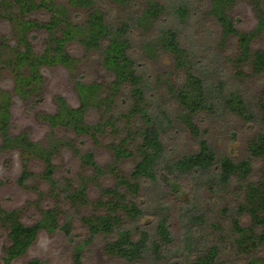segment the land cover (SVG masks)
I'll use <instances>...</instances> for the list:
<instances>
[{"label":"trees","instance_id":"1","mask_svg":"<svg viewBox=\"0 0 264 264\" xmlns=\"http://www.w3.org/2000/svg\"><path fill=\"white\" fill-rule=\"evenodd\" d=\"M3 1L16 6L19 15V49L13 63L16 90L23 98L38 93L31 101L32 106H38L44 100V95L38 92V85L42 83V66H70L74 62L69 43L80 36V27L69 21L66 27L55 34L52 29L61 26L63 20L60 17L53 16L44 27L38 21L24 17L41 6H49V0ZM95 1L102 2L73 0L72 3L88 5ZM117 1L130 3L132 0ZM194 1H151L143 13L137 16L133 14L118 24H108L105 16L96 12L85 26L86 40L82 39V42L87 47L94 46L101 51L104 64L116 77L113 91L127 89L134 102L125 116L140 114L145 124L136 125L133 134L137 142L130 141L127 144L129 148L126 143L133 137H126L118 146H114L118 157L131 158L135 151L137 159L130 174L120 176L116 187L108 190L113 194L112 203L109 204L111 213L84 217L90 235L84 243L76 246L78 259L82 249L103 233L108 235L106 249L111 255L136 264L143 259L148 260L147 264H220L222 254L226 256V262L222 264H238L233 251L237 255L247 254L249 264H263L256 254L264 247V171L258 176L254 168L256 163L264 161V97L254 98L247 90L236 87L235 81L226 76L224 81L216 82L212 63L207 62V59L202 61L194 49L184 46L178 24L191 26L199 9ZM232 1L215 0L211 12L217 17L225 34L239 37L243 61L251 58L247 64L251 63L256 72H264V51H253L250 47L252 32H243L237 21L226 13L225 8ZM253 3L263 12L258 24V28H263L264 0H253ZM174 20L177 28L172 26ZM146 23L159 32L154 45L157 46L161 41L162 48L176 55L177 66L183 68L186 74L184 87L171 92L173 97L167 102L161 100L151 76L143 68L139 57L133 54L136 27ZM43 28L51 32L50 42L36 54L33 41L39 38ZM77 86L82 95V105L73 108L60 97L59 112L46 116V120L52 126H73L77 132L85 134L92 129H99L98 125L87 126L84 122L86 101L96 94L98 85L77 80ZM4 93L3 100H0V133L3 137L0 154L3 150L19 148L29 154L42 156L40 158L46 163L43 177L50 185L57 186L52 162L55 148L45 149L40 142L31 140L25 133L15 136L10 134L11 97L9 93ZM122 100L127 101L126 98ZM177 101L181 105L179 112L173 109ZM204 110L228 123L237 116L249 128L257 130L245 157L236 159L227 153L217 152L206 137L208 131L201 130L199 122L194 120V116ZM182 125H186L196 138L198 150L194 153L178 155L171 147V142L180 137ZM84 157L89 163L96 164L94 152L89 151ZM31 178L32 172L25 168L19 183H29ZM234 185L238 191L235 195L241 200L224 208L227 231L231 233L230 242L210 244L208 254L201 256L196 242L202 243L201 224L206 222V218L198 211L197 193L202 187H207L215 195L230 193ZM141 186L145 188V196L149 200L141 202L142 205L129 196L134 193L137 198ZM79 192L63 193L73 202L79 203L85 191ZM155 204L159 212L150 213L149 210ZM58 214L57 209L45 210L40 219L28 224L22 221L19 209L7 210L0 206V228L7 232L9 238L1 256L3 264H14L29 250L43 228L50 231L62 229L66 236H71V219L61 224ZM149 214L153 219L146 221ZM26 264H42V260L35 257Z\"/></svg>","mask_w":264,"mask_h":264},{"label":"rangeland","instance_id":"2","mask_svg":"<svg viewBox=\"0 0 264 264\" xmlns=\"http://www.w3.org/2000/svg\"><path fill=\"white\" fill-rule=\"evenodd\" d=\"M72 1L49 0V6H41L28 16H24L38 21L43 27L53 16L60 17L63 20L61 26L52 29V33L55 34L66 27V22L69 21L72 25L79 24L80 27V36L69 43L74 62L70 66L62 64L42 66V83L38 85V92L44 95V100L38 106H32L31 101L38 93L23 98L16 90L13 63L16 51L19 49L18 10L16 6L0 0V65L2 66L0 100H3L4 92L9 93L13 135L25 133L33 141L40 142L45 149L55 148L52 162L58 183V187L52 186L43 177L46 163L40 158L42 156L29 154L19 148L6 150L0 157V177L4 180V184L0 187V206L5 209H19L22 221L28 224L40 219L43 211L57 209L60 223L63 224L71 219L73 227L69 237L62 229L55 231L41 229L29 250L15 260L14 264H26L35 257L40 258L42 264H136L111 255L106 249L108 235L103 233L98 234L90 244H87L82 249L80 258H77L76 246L84 243L90 235L84 217L111 213L109 210L112 208L109 204L112 203L113 194L108 190L116 187L120 176L130 174L137 159L135 151L131 158L118 157L114 146H118L126 137H133L127 141L126 146L130 141L137 142L133 134L136 125L145 124L140 114L125 116L134 104L129 91L127 89H122L120 92L113 91V81L116 77L104 64L101 51L94 46L87 47L82 39L86 40L85 26L96 12L105 16L108 24H118L122 19L129 18L133 14L137 16L143 13L151 1L161 3L164 0H132L130 3L102 0L88 5H78ZM214 1L195 0L199 9L191 26L178 24L184 46L194 49L196 56L198 55L202 61L205 62L207 59V62L212 63L211 69L216 82L224 81L225 76L232 78L237 84L236 87L247 90L254 98H263L264 72H256L251 63L247 64L251 62V58L246 62L243 61V48L239 37L225 34L217 17L211 12ZM225 10L231 19L237 21L238 27L243 32H252L251 49L264 51V27L258 28L259 16L263 12L253 0H233ZM175 23L174 20L172 26H176ZM41 33L39 38L33 41L36 54L50 42L51 32L43 28ZM158 36L159 32L150 24L137 26L133 40L135 44L133 54L139 57L143 68L151 76L161 100L167 102L173 97L171 92L184 87L186 74L183 68L177 66L176 55L162 48L161 41L157 46L154 45ZM188 36L190 39H187ZM77 80L98 85L95 89L96 94L86 101L84 122L87 126L98 125L99 129H92L90 133L85 134L77 132L73 126L63 124L52 126L46 120V116L59 112L60 97L73 108L82 105V95ZM124 98L127 101L123 102ZM173 109L175 112L181 110L178 101L173 105ZM194 117L195 122H199L201 130L208 131L206 137L217 152L227 153L236 159L245 157L247 147L256 135V129L249 128L237 116L231 119V123L205 110ZM181 130L180 137L171 142V147L178 155L196 152L197 141L190 129L182 125ZM89 151L96 154V164L89 163L84 157ZM25 168L32 172V178L29 183L21 185L19 177ZM254 171L258 176L261 175L264 171V161L256 163ZM236 188L234 185L230 193L219 195H215L207 187H202L198 191L196 196L198 211L206 218V222L201 224L202 243L195 241L201 256L208 254L210 244H223L229 241L231 233L228 232L224 208L241 200L235 195L238 192ZM80 189L85 191V196L79 200L80 204L73 202L63 193L71 194L75 191L80 193ZM138 193L137 198L134 193H130V199L139 203L149 201L145 196L144 187L141 186ZM149 211L159 212L156 204ZM150 219L153 218L149 214L146 221ZM197 238H200V235H197ZM8 243L7 232L0 230V264H3L1 256ZM232 254L238 259V264H249L247 254L237 255L235 251ZM256 257H259L264 264V247L258 251ZM225 258V254H222L219 263L226 262ZM147 261L143 259L138 264H147Z\"/></svg>","mask_w":264,"mask_h":264},{"label":"flooded vegetation","instance_id":"3","mask_svg":"<svg viewBox=\"0 0 264 264\" xmlns=\"http://www.w3.org/2000/svg\"><path fill=\"white\" fill-rule=\"evenodd\" d=\"M1 62V61H0ZM2 66L0 65V68H1ZM0 75H1V72H0ZM1 82H2V78L0 77V86H1ZM10 114H11V108H10ZM9 131H10V134L12 135V136H15V135H13L12 133H11V116H10V122H9ZM19 135V134H18ZM30 138V137H29ZM0 145L3 143V137H2V134L0 133ZM31 139V138H30ZM32 140V139H31ZM3 152H5V150H3L2 152H1V154H0V157L2 156V153ZM20 178V177H19ZM0 182H2V183H0V187H1V185H3L4 184V180L3 179H1V177H0ZM2 207V206H1ZM3 208V207H2ZM5 209V208H4ZM7 210H9V209H7ZM0 230H3L2 228H0Z\"/></svg>","mask_w":264,"mask_h":264}]
</instances>
